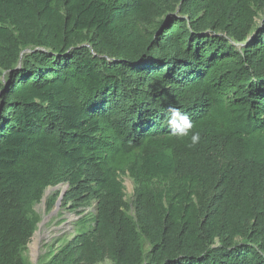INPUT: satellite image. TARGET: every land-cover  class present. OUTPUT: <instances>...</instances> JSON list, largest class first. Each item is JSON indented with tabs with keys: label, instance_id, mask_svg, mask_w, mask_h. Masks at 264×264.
<instances>
[{
	"label": "trees",
	"instance_id": "1",
	"mask_svg": "<svg viewBox=\"0 0 264 264\" xmlns=\"http://www.w3.org/2000/svg\"><path fill=\"white\" fill-rule=\"evenodd\" d=\"M60 184L95 213L39 264H264V0H0V264Z\"/></svg>",
	"mask_w": 264,
	"mask_h": 264
},
{
	"label": "rangeland",
	"instance_id": "2",
	"mask_svg": "<svg viewBox=\"0 0 264 264\" xmlns=\"http://www.w3.org/2000/svg\"><path fill=\"white\" fill-rule=\"evenodd\" d=\"M122 180L125 185L127 197L130 199L133 198L134 180L127 174L122 176ZM48 188L52 189L50 193L52 195L59 190H65L67 185L60 184ZM46 190L41 202L35 206V209L41 215V221L37 231L28 244V250L26 252L31 264H39L40 258L43 257L46 259L52 249L57 248L62 242L72 239L75 234L80 232V219L85 217L89 219L88 223H90L92 221L91 217L95 213L94 201L81 202L79 206L74 207L75 205H69L65 208L60 203L53 211H49L47 202L50 195L45 199ZM35 238H39V248L36 253L31 248V244ZM99 264H110V261L106 260Z\"/></svg>",
	"mask_w": 264,
	"mask_h": 264
},
{
	"label": "clouds",
	"instance_id": "3",
	"mask_svg": "<svg viewBox=\"0 0 264 264\" xmlns=\"http://www.w3.org/2000/svg\"><path fill=\"white\" fill-rule=\"evenodd\" d=\"M165 122L174 137L188 141V147L194 148L200 143V132L194 131L195 125L192 119L181 108L170 107Z\"/></svg>",
	"mask_w": 264,
	"mask_h": 264
},
{
	"label": "bare ground",
	"instance_id": "4",
	"mask_svg": "<svg viewBox=\"0 0 264 264\" xmlns=\"http://www.w3.org/2000/svg\"><path fill=\"white\" fill-rule=\"evenodd\" d=\"M51 188H48L47 190H46V194H45V199H47L48 197H49V195H50V193H51ZM31 248H32V250L34 251V253H36L37 252V250H38V248H39V238H35L34 239V241H33V243L31 244ZM34 255V254H33Z\"/></svg>",
	"mask_w": 264,
	"mask_h": 264
},
{
	"label": "water",
	"instance_id": "5",
	"mask_svg": "<svg viewBox=\"0 0 264 264\" xmlns=\"http://www.w3.org/2000/svg\"><path fill=\"white\" fill-rule=\"evenodd\" d=\"M65 190H66V189H65ZM65 190H63V191H62V194H61V196H60V200H59L58 204H60V203H61V198H62V196H63V194H64Z\"/></svg>",
	"mask_w": 264,
	"mask_h": 264
}]
</instances>
